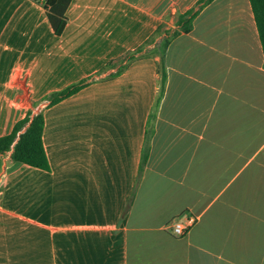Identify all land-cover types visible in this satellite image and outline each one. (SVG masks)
<instances>
[{"label":"crops","instance_id":"crops-1","mask_svg":"<svg viewBox=\"0 0 264 264\" xmlns=\"http://www.w3.org/2000/svg\"><path fill=\"white\" fill-rule=\"evenodd\" d=\"M200 1L71 0L58 35L0 0V137L42 113L49 160L0 153V264H264V51L250 0Z\"/></svg>","mask_w":264,"mask_h":264},{"label":"trees","instance_id":"trees-1","mask_svg":"<svg viewBox=\"0 0 264 264\" xmlns=\"http://www.w3.org/2000/svg\"><path fill=\"white\" fill-rule=\"evenodd\" d=\"M42 3L46 9L47 17L53 26L56 34L60 35L68 22L66 15L67 8L71 0H35ZM211 0H201L205 4ZM255 15V20L261 40L262 48L264 51V0H250ZM199 3V4H200ZM198 10H191L183 15H180L178 23L181 29L185 32L189 31L192 27V21ZM158 32V31H157ZM179 31H165L163 38L162 52L159 61V73L161 74V88L160 95L157 99V104L163 94L167 71H166V50L173 37L178 35ZM142 50V47L137 48L135 51H129L122 57L116 59V65L119 66L117 71L121 72L126 62L136 58V54ZM114 62V61H112ZM112 62L108 66L112 65ZM88 83V79L82 80L79 83L71 85L64 90L54 93L50 96V104H54L74 93L79 91ZM44 116L42 113L32 116L29 114L22 120L18 121L12 128L11 132L0 137V153L6 154L11 152L13 160L28 164L33 167L42 169H49V160L43 143V129H44ZM25 128V130H23ZM153 133L151 128L147 133V141L142 153L141 165L145 163L149 154V139Z\"/></svg>","mask_w":264,"mask_h":264},{"label":"rangeland","instance_id":"rangeland-1","mask_svg":"<svg viewBox=\"0 0 264 264\" xmlns=\"http://www.w3.org/2000/svg\"><path fill=\"white\" fill-rule=\"evenodd\" d=\"M163 32L158 33L155 37H153L145 46L143 49H146L147 51L153 52L158 54L159 56L161 55L162 52V45H163V39H158L156 40L159 35H162ZM165 34V33H163ZM156 41V43H155ZM155 44V45H154ZM151 46V47H150Z\"/></svg>","mask_w":264,"mask_h":264},{"label":"built area","instance_id":"built-area-1","mask_svg":"<svg viewBox=\"0 0 264 264\" xmlns=\"http://www.w3.org/2000/svg\"><path fill=\"white\" fill-rule=\"evenodd\" d=\"M192 221H193V218H190L188 222L186 223L175 220L174 222L170 223L168 226L175 235L180 236L185 233L186 229L189 227Z\"/></svg>","mask_w":264,"mask_h":264}]
</instances>
